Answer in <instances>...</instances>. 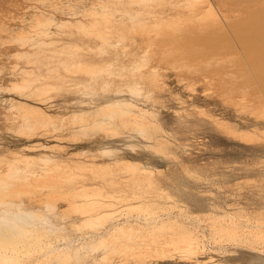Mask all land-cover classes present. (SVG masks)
<instances>
[{"label": "bare ground", "instance_id": "6f19581e", "mask_svg": "<svg viewBox=\"0 0 264 264\" xmlns=\"http://www.w3.org/2000/svg\"><path fill=\"white\" fill-rule=\"evenodd\" d=\"M100 1L104 4L80 12L72 8H60L59 11L58 3H55L47 17L37 18L36 24L30 26L33 29L25 30L26 34H15L19 46L20 40L22 44L23 41L27 43L23 44L27 51L23 48L15 56L23 57L24 62L32 66L30 69L21 66L7 76L3 74L0 87L27 90L33 96L36 91L41 95L55 86L60 92H67L68 98H72L71 93L82 94L84 91L83 94H91V97L76 99L83 104L72 116L79 129L76 132L94 134L99 126L91 125L96 124L92 118L102 116L111 126L109 131L113 132L107 137L119 136L110 140L111 145L102 143L101 146L115 164H122L119 157L121 144L116 145L118 141H124V148L132 149V143L148 144L146 140L149 139L152 146L160 147L166 158L176 161L180 157L176 143L179 138L171 125L182 121L188 130L202 131L206 126L219 129L221 120L203 110L198 103L189 107L187 99L181 95L166 97L165 77L169 73H160V67H168L171 71L189 69L200 75L205 72L204 65H210L219 77L221 73L226 74L221 75L218 84L222 88L229 81L243 78L235 67L245 61L240 55L242 46L246 47L245 42L236 35V27L230 25L228 17L213 0ZM0 2V10L4 13H8L10 7L12 10L16 7L14 0ZM167 4L171 9L162 12L159 6ZM56 10L57 14L66 10V14L62 13L58 19L54 15ZM55 22L62 31L68 30V40L60 44L50 37L49 29ZM248 29L252 35L262 34L253 27ZM15 35L10 40L14 41ZM78 35L87 37L89 43L76 41ZM96 39L101 42L99 46L92 44ZM168 61L169 66L166 65ZM60 66L90 74L87 82H81L85 88H68L66 83L70 80L54 75ZM251 75L248 77L254 78L264 94V75ZM45 78H54L57 84L46 83L38 87V81ZM79 82L73 81L75 85ZM90 85L92 87L88 88ZM208 89L209 84L205 86V90ZM144 98L159 102L160 106L153 103L147 108L140 102ZM0 107L3 124H17L22 134H30L28 137L34 128L52 122V116L44 115L42 110L18 106L12 100L0 103ZM181 145L187 152L185 142ZM51 161L46 157L36 163L42 169L17 162L8 167L9 171L0 168V264H67L71 261L106 264L111 255L132 257L137 254L139 257L144 255L142 249L145 248L147 253L154 250L157 255H164L162 257L167 250L179 253L202 264L200 252L206 257L210 255L207 245L210 238L215 242L226 238L235 245H248L251 249L254 243L261 244L262 250L251 252L240 248V251L247 255L246 264H264V231L255 230L263 227L264 221L241 224L239 217L244 215V208L238 210L231 202H218L201 195L203 191L212 193L213 183L221 175L204 178L208 181V190L203 188L194 192L174 170L164 182L155 165L121 168L132 179L119 181L120 178L109 170L111 168L93 165L91 177L76 170L68 171L66 169L71 168ZM76 168L85 169L80 165ZM232 171H227L222 178H236L237 172ZM40 177L41 181L50 180L44 181L41 187L38 185ZM99 179L103 183L97 188L88 183L89 180L99 182ZM240 187L244 188V185ZM256 190L261 199L257 205L261 204L260 210L264 212V182L258 183ZM60 201H65L64 205ZM221 203L233 208H223ZM202 221H208L209 232L202 228ZM250 225L251 229L245 230ZM99 249L102 255L97 257L99 253L95 251Z\"/></svg>", "mask_w": 264, "mask_h": 264}, {"label": "rangeland", "instance_id": "374dc122", "mask_svg": "<svg viewBox=\"0 0 264 264\" xmlns=\"http://www.w3.org/2000/svg\"><path fill=\"white\" fill-rule=\"evenodd\" d=\"M213 1H215V4L220 8L222 13L228 17L230 25L236 27V35L245 42L244 44L246 47L244 48L242 46L243 53H240L241 56H244L243 58L245 61L239 67H235V70L241 74L243 78L236 82L229 81V83L221 88L220 85H218L221 81V75L226 76V74L221 73L219 77L214 72V68L210 65L205 64V72L200 75L191 72L189 69L178 68L175 70L172 69L171 71L168 67H160V73H169V75L165 77V82L167 84L166 97H177L181 95L187 99L189 107L194 103H198L203 110L209 111L221 120L220 124H218L219 129L206 126L202 131H193L192 129L190 131L185 128L186 124L182 121L180 124L171 125L179 138V140L176 141L178 148H180V157L176 160L177 162L166 158L164 153L160 150V147L152 146L150 142L151 139H149L148 141L146 140L148 144H140V142L132 143V149L131 147L124 148V146H122L124 141H118L116 145L119 146V144H121V146H119V157L122 160V164H115L114 161L110 159L111 155H107V151H105L104 148L102 149L101 146L102 143H105V146L111 145L112 141L110 140L117 139L119 136L107 137V134H112L113 132L109 131L111 126L103 120L102 116L92 118L96 120V124L92 123L91 125L99 126L98 131L94 134L90 132L86 135L81 134L79 131L76 132L79 129L77 128V124H74L72 116L83 107V104L77 102L76 99L84 97L88 100L91 97V94H83L84 91H82V94L79 92L78 94L71 93L70 96L72 98H68L65 96L67 92H60L55 86H53L50 91L41 95L36 91L35 94H32L33 96H30L27 90L17 91L7 87H0L1 104H5L6 101L12 100L18 106L34 107L42 110L44 115L52 116L51 123L34 128L30 137H28L30 134H22L17 124H3V120H0V122H2L0 123L2 124L0 125V150L2 153L0 157V168L9 171L10 169H8V167L14 166L17 162V164H25L34 169L37 167L42 169L41 165H36V163H41L43 159L50 157L52 160L51 162L58 165H65L66 168H71L66 169L68 171L76 170L79 174L83 173L86 176L92 177L90 169L93 165L101 166L103 168H111L109 170H111V173H114L116 177L120 178L119 181H130L132 179L130 178L131 176L127 177L125 175L127 173L126 170L121 168L130 167L131 165L149 164L158 167V170L162 173L161 175L164 182L168 181V177L171 174L170 172H173L172 170L179 172L185 185L192 187L193 190H189L194 192L203 188L208 190L206 186L208 181L204 178H212L220 175L224 177L227 175V171L233 170L232 172H237L236 178L225 180L220 177L215 179L213 183L214 191L209 194L203 191L202 193L204 194L201 195L206 196L207 199H213L218 202H231L238 210L244 208V210H242L244 215L239 217V222L241 224L247 225L254 224L258 221H264V212L260 210L263 206L261 204L257 205L261 199H259L257 195L258 192H256V185L260 182H264V94L262 92L263 89L258 86L253 77H250L251 80H248L250 79L248 76H252L251 74H253V76L264 75V0ZM14 2L16 3L15 9L13 8L14 10H12L11 7L10 9L12 11L9 9L10 12L6 9L8 13H4L3 10H0V12L3 11V14L0 13L2 15H0V36H2L0 37V77L9 75L13 70L17 71L21 66H25L27 69L31 68L32 64L25 63L23 57L18 59L17 56H15L17 52L21 53L24 48V41L22 44V40H20L21 43L19 46L16 35L24 32V34H26L27 30L33 29L30 26L36 24L37 18L47 17L48 13L54 5H56L55 3H58L59 11L60 8H72L79 12L90 6L99 7L104 4L100 0H14ZM162 6L163 5L159 6L162 12L166 9H171L170 4L163 6V8ZM180 8L184 9L182 6ZM57 11L58 10H56L54 15L59 19L61 14L66 10H62L58 14ZM249 26L253 27L254 31H261L262 34L252 35L249 32ZM49 32H51L50 37L52 40L59 44L68 40L67 33L59 29L56 22L50 26ZM243 32L246 33L244 34ZM246 34L248 37L245 36ZM12 35L13 37L14 35L16 36L15 38L12 37L15 39L14 41L10 40ZM75 40L81 43H89L87 37L83 38L79 35L75 37ZM100 43L98 39L92 41L93 45L98 44L97 46H99ZM24 49L26 50V48ZM16 62L19 65H16ZM166 65L169 66L170 62L168 61ZM222 70H226V68H222ZM54 75L59 76L62 80L64 78L65 80H70L71 82H67L66 85L73 90L84 89L86 85L81 82H87V78L90 77V74L80 73L71 68L66 69L62 66L59 67L58 71L56 70ZM47 76L49 75L47 74L46 77ZM73 81L80 82L75 85ZM46 83L56 85L57 80L54 78H45L41 82L38 81L36 85L40 87L44 86ZM237 83L239 84L237 85ZM207 84H209L210 89L205 90ZM252 85L254 86L252 87ZM90 87L92 86H88V88ZM259 88H261V90ZM99 93L102 94L103 92L99 91ZM207 94L211 95L206 97ZM100 102L101 100H99V103ZM140 102H142L143 105H147V108L152 107L153 103L160 106L159 102H154L152 99L145 100L144 98V100ZM140 102L139 105L141 104ZM174 103L177 104V102ZM142 104L140 106H142ZM0 109L2 110V107H0ZM151 112L154 111L151 110ZM184 142L187 152L184 151V148H181V144ZM137 143L138 145H136ZM77 165L84 166L85 169L76 168ZM243 175L246 178H244ZM192 176H194V178ZM42 178L40 177L38 182V185L41 187L44 185V181L49 182L50 180V178H45L44 181H41ZM157 178L158 177H156V179ZM32 181L35 180L32 179ZM88 183H90L89 185L93 188H97L103 182L99 179V182L89 180ZM242 184L244 188L240 187ZM220 186L222 187L220 188ZM218 187L220 189H218ZM157 198L158 197H156V199ZM60 202H62L61 204L63 205L65 203V201ZM221 205L223 208H233L222 203ZM259 212L262 213V215H258ZM208 224V221L201 222L202 228L209 232ZM251 226L252 225L246 226L245 230L249 231ZM255 230H260L263 233L264 226L255 228ZM207 234L208 237H210L209 233ZM237 244L235 245L226 238H219L216 242L214 239L210 238L207 240V245L209 246L211 252L209 254L211 256L208 255V257H206V254L200 252L199 261L202 264H212V262L213 264H246L247 255L242 253L240 248L251 252L263 249V246L258 243H254L251 246L253 249L248 245L241 246ZM223 247L226 249H219ZM100 250L101 249L97 250V252L95 251L96 254L99 253L96 255L97 257L102 255V252H99ZM142 251L144 255H140L139 257L137 254H133L132 257H130L131 255L127 257L122 254L111 255L106 264H188L189 262V264H197L196 260L185 258L179 253L174 254L168 250L165 252V257H162L164 255H157L154 253V250H150V252L147 253L145 248L142 249ZM221 259L222 262H220ZM69 263L76 264L73 261Z\"/></svg>", "mask_w": 264, "mask_h": 264}]
</instances>
